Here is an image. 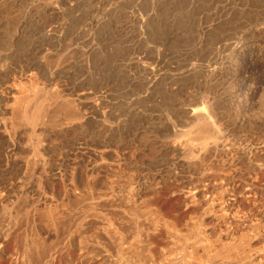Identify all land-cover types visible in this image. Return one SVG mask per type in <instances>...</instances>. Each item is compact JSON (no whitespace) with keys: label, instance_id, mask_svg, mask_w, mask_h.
I'll list each match as a JSON object with an SVG mask.
<instances>
[{"label":"rangeland","instance_id":"1","mask_svg":"<svg viewBox=\"0 0 264 264\" xmlns=\"http://www.w3.org/2000/svg\"><path fill=\"white\" fill-rule=\"evenodd\" d=\"M0 264H264V0H0Z\"/></svg>","mask_w":264,"mask_h":264},{"label":"bare ground","instance_id":"2","mask_svg":"<svg viewBox=\"0 0 264 264\" xmlns=\"http://www.w3.org/2000/svg\"><path fill=\"white\" fill-rule=\"evenodd\" d=\"M194 110V109H193ZM195 110H197V109H195ZM203 112V111H202ZM195 113V112H194ZM199 113V112H198Z\"/></svg>","mask_w":264,"mask_h":264}]
</instances>
